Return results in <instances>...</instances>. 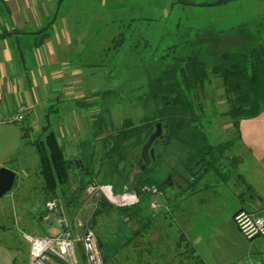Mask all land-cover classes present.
<instances>
[{
    "label": "rangeland",
    "instance_id": "374dc122",
    "mask_svg": "<svg viewBox=\"0 0 264 264\" xmlns=\"http://www.w3.org/2000/svg\"><path fill=\"white\" fill-rule=\"evenodd\" d=\"M187 2L195 4L190 0ZM231 2L234 0L214 10L212 12L214 14L208 21L213 24L212 28L223 29L226 33L225 37L228 39L236 41L235 39H240L242 34H246L248 43L243 46L227 41H222V43L198 42L195 45L193 39L196 36L191 34L193 21H196V18L203 20L209 15L206 14V11L197 12L195 9L189 10L188 8L181 12L176 7L177 11H173L174 19L169 21L172 24L181 22L179 29L177 26L173 27L170 22L168 25L156 24L143 29L140 27L141 24L136 25L137 21L124 19L109 21L101 26V29L105 28V31L99 38L98 52L94 54V50L90 48L87 53H84V99H79L84 103V112H81L84 115V122L68 123L70 127H75L73 132H77V136L69 137L70 141L63 138L58 139L69 160L77 162L78 159L82 161L81 158H83L84 164L94 172L93 180L100 181L102 184L107 182L114 190V182L119 176H123L120 170L126 164L121 156L127 154L129 166L132 167L134 155L138 160L141 153L138 137H132L127 142L126 130L133 127L134 124L139 125L145 121L149 123L157 118L169 120L174 116L176 118L183 117L184 120L189 117L195 119L193 122L197 127L191 130L186 128L189 135L198 130V126L204 127L209 144L205 147L208 150L209 160L215 163L224 161V165H227L225 170L211 165L209 169L205 170L206 172L204 171L203 178L208 184L198 192L195 201L192 194L196 186L185 192L188 205L193 206L199 202V199L202 201L200 202L201 209L187 212L184 221H180L176 215H174L175 218L172 217L165 209H161V212L155 209L153 212L149 207L150 195L142 202L144 215L151 218L152 228L161 231L157 236L160 235L163 240V242L160 241L161 249L160 246L157 247L153 242H149V250L153 256L147 259L151 261L147 264H154L152 263L154 259L161 255L163 256L161 264H178L175 263V260H183L184 264H189L194 260L200 264H204V260L210 261L211 264H239L246 260V257H243V249L232 246V243L238 242V239L242 238L241 235L236 234L239 228L232 217L233 206L237 205L233 200L236 197L233 187L239 190L245 189L248 183L244 178L251 175L252 169H256L257 164L249 153L250 151L244 148L241 137L238 136L232 125L229 126L227 123L230 122L229 117L223 114L227 111V98L222 83L217 78H212V83L206 87L204 93H200L201 111L195 108L196 112L193 113L182 104L180 110L175 109L172 104H164L165 102L172 103L173 92L176 90L171 91L172 85L166 79L159 82L155 76H160L169 65L178 60L183 61L190 55L200 54V58L212 66L220 61L224 52L248 51L258 41L263 43L264 32L260 27L264 24L263 19L258 20L257 30L256 27L248 26L239 29L242 34L231 36L232 32L238 28L237 23L240 18L243 17V13L239 12V9L242 8L241 4ZM206 3L209 2L206 1L199 5ZM228 8L229 10H227ZM257 10H260V7L252 8L251 6L245 11V14L252 16V13ZM112 12L117 13L115 10ZM180 12L182 18L179 19ZM139 13L143 14L141 11ZM119 24L131 25L135 32L134 35L125 37L124 41L121 40V44L117 43V39L113 41L108 39V37L118 36L120 27L114 28L115 31L106 27ZM50 26L43 30H47ZM257 31L259 36L256 35ZM252 37L255 38L252 40ZM238 42L244 43L242 40ZM194 45L195 51L193 50ZM152 72L155 75H152ZM64 102V100H56L53 111L56 112L57 108H66ZM162 110L164 112H161ZM182 110L184 115H178ZM28 123L0 124V173L2 169H11L16 173L14 186L0 197V264H28L29 242L25 236L27 234H57L62 230L55 224L58 221V212L45 208L46 201L59 197L48 196L45 199V195H43L40 159L36 146V143L43 140L52 130H55L59 135V130L57 126H54V123L49 130L50 125L47 122L49 131H45L44 137H41L42 131L29 127ZM24 124H26V128L23 127ZM118 141L122 146H118ZM172 141H177V134L175 138H172ZM80 142H83V145L80 146ZM190 143V153L188 151L183 153L180 150V153L176 155L178 171H183L187 175L189 172L180 161L186 158L185 164L188 165L189 161H196L206 156L205 152L200 153L193 139ZM154 144L155 142L152 147L157 153L165 151L163 145ZM186 147L188 150V145ZM168 148L167 153L176 149L172 145ZM108 155L110 157H107ZM219 156L221 158H218ZM166 158L172 160L173 156L168 153ZM168 159H165V162L161 160L159 164V158L151 167L153 170L147 171L148 175L145 177L149 178V182L157 184L159 200L164 197L160 193L161 189L166 186L167 178L173 174L175 178L177 177V166ZM143 177L144 175L140 174L136 179L139 184L146 182L142 180ZM87 178L89 176H85V179ZM77 179L78 177L72 178V189L76 194H78L76 191ZM220 180L222 182H219ZM225 181L228 184L227 188L224 187ZM166 190L174 198L175 193H172L174 188L169 187ZM85 196L86 189L84 190V199ZM59 200L61 207L58 211L61 210L69 220H74L79 208L70 212L65 199L60 197ZM92 210L93 207H90L84 213L82 212L85 221L90 219ZM175 210H178V207H175ZM147 220L148 218H144L145 222ZM114 225L131 226V223L128 221L126 224L121 225L120 223L119 225L111 217L105 215L99 217L94 230L102 237L100 231L104 229L112 231L111 228ZM135 225L139 224H133V226ZM216 225H222L223 229L220 231L219 226ZM182 235L184 239L180 238ZM242 235L244 236V234ZM115 240L118 243L126 241L119 236H116ZM219 243L222 245L219 246ZM110 252L111 250L108 249V253ZM111 262V258H108V264ZM83 263L85 264V262Z\"/></svg>",
    "mask_w": 264,
    "mask_h": 264
},
{
    "label": "crops",
    "instance_id": "0c3cea01",
    "mask_svg": "<svg viewBox=\"0 0 264 264\" xmlns=\"http://www.w3.org/2000/svg\"><path fill=\"white\" fill-rule=\"evenodd\" d=\"M190 1L195 4H189L187 0H0V102L3 105L2 112L12 114L21 105H32V113L27 116L24 122H29L28 126L31 128L41 130V137H44L45 131L51 129L52 123L59 130V135L56 134L55 130H52L59 139L63 138L70 141V136H77V132H73L75 127H70L68 123L84 122V115L81 114L84 112V103L79 100L84 99V53H87L90 48L94 50V54L98 52L99 38L105 31V28L101 29V26L109 21L120 19L137 21L136 25L141 24L140 27L146 29L145 27L156 24L168 25L171 19H174L173 11H177L176 7L181 12L185 11L186 8L195 9L197 12L202 10L206 11L209 16L203 20L196 18V21H193L191 34L196 36L193 39L195 42L222 43V41H227L241 46L248 42H246V34L240 33L239 29L248 26L256 27L258 20L263 19L262 21H264V0H234L231 3L241 4L242 8L239 9V12L243 13V17L237 23L238 28L232 32L231 36L242 35L240 39L234 41V39L225 37L226 33L223 29L212 28L213 24L208 21L214 14L212 13L214 10L221 8L219 6L229 4V2L217 5H199L206 1L212 3L216 0ZM251 6L252 8L260 7V10L254 11L252 16L245 14V11ZM112 10L117 11V13H113ZM140 11L143 14L139 13ZM181 12L179 19L182 18ZM176 17L178 18L177 15ZM170 24L179 29L181 22L174 24L170 22ZM49 25L51 26L44 31L43 29ZM106 27L112 31H115L114 28L120 27L118 36L108 37L110 41L115 40L121 33L125 37L135 34L131 25L119 24L107 25ZM260 27L264 32V24ZM256 35L259 36L258 31ZM254 38L252 37V40ZM262 38L264 42V35ZM239 40L244 41V43L238 42ZM88 44L89 46H87ZM56 100H64L66 108H57L54 112L53 105ZM47 122L50 125L49 130H44L48 126ZM227 123L229 126L231 125V122ZM23 127L26 128V124ZM240 128L243 146L250 151L249 153L256 161L257 167L252 169L250 176L244 178L251 187L246 185V188L241 190L233 187L234 195H236L233 200L237 203L236 206H233V218L235 213L243 208L264 214V112L258 117L243 120ZM183 140L180 133L176 141V153H180V150L183 153L187 151ZM79 145H83V142H80ZM161 154L159 164L161 160L168 159L166 158V149ZM172 156V160H168H171L174 165L176 164L178 171V158L173 153ZM207 157L209 158L208 154ZM81 159L83 161V158ZM136 160L134 155L133 164ZM82 163L84 164V161ZM200 165L193 169L185 167L189 172L188 175L183 171H178L176 178L174 174L169 177V180L167 178L165 187L174 188L172 193H175V196L172 198V194H169L163 187L161 194L164 197L159 200L158 196L159 206L156 208L158 212L165 209L172 217L175 218L174 215H176L182 221L187 212L201 209L200 202L202 199L190 206L187 204L185 194L186 191L196 186L192 194L195 201L198 192L201 191L202 187L207 186L208 182L203 178L206 171L199 173ZM214 166L225 170L227 165H224V161H218ZM76 173L79 172L76 171ZM197 175L202 176H199V179L196 177ZM239 176L241 178V175ZM227 185V182L224 183L225 188ZM150 196L152 200V195L150 194ZM92 206L84 208L83 213ZM175 207H178V210H175ZM150 209L155 212V209L151 207ZM129 223L131 226L114 225L111 228L112 231L101 230L102 237L97 234L105 259L104 264H108V258H111V264H147L151 262L147 260L153 256L149 250V242H153L157 247L160 246V241L163 242V240L160 235L159 237L157 235L161 231L142 225L143 222L139 219H131ZM55 224L63 229L58 221ZM118 224L120 225V223ZM133 224L139 225L133 226ZM216 226H219L220 231L223 229L222 225ZM146 229L147 231H145ZM233 233L235 234V231ZM236 234L241 235L242 238L241 240L238 239V242L232 243V246L242 248L243 257H246V260L239 264L256 262L264 264V239L261 237L249 239L245 235L244 237L240 229L236 231ZM116 236L126 239V241L118 243L115 240ZM221 245L219 243V246ZM108 249L111 250L110 253H108ZM162 259V255L158 256L152 263L161 264ZM175 263L184 264L183 260H175ZM189 264H200V262L194 260L190 261ZM204 264H211V262L204 260Z\"/></svg>",
    "mask_w": 264,
    "mask_h": 264
},
{
    "label": "trees",
    "instance_id": "16d2710c",
    "mask_svg": "<svg viewBox=\"0 0 264 264\" xmlns=\"http://www.w3.org/2000/svg\"><path fill=\"white\" fill-rule=\"evenodd\" d=\"M230 1L233 0H216L212 3H206L205 5H217ZM115 39H117V43L121 44L125 39V35L121 33V35ZM258 42L248 51L224 52L221 55L220 61L212 66L202 60L200 54H195L187 56L183 61L178 60L169 65L166 71L162 72L160 76L152 72V75L156 76V80L161 82L166 79L172 85L171 91L176 90V92H173L174 97L172 103L165 102L164 104H172L175 109L179 110L182 104L193 113L196 112V110L194 111L195 108L201 111L200 93H204L206 87L212 83V78H217L221 81L227 98V111L223 114L229 117L232 128L238 133V136L241 137V122L246 119L258 117L264 112V42ZM196 44L197 42H195V45ZM195 45L193 47L194 51ZM161 112H164V110ZM178 115H184L183 110ZM193 121H195V119L191 117L187 118V120H184L183 117L176 118V116L169 120L157 118L149 121V123L145 121L139 125L134 124L133 127L126 130L127 142L131 140L132 137H138L137 141L140 144L141 153L135 164H133L134 161L131 163L132 167L129 166L130 162L127 154L126 156H121L123 162H126L121 170L118 169L123 173V176L118 177L113 187L114 191L117 193L130 190L136 191L140 196V201L135 205L121 207L110 202L104 196L100 197L97 204L92 206L93 210L89 219V224L94 229L99 221V217L101 218L105 215L111 217L113 221L116 220L118 223H121V225L126 224L131 219H139L143 222L142 225L151 227L152 220L148 215H144V209L141 206L142 202L146 200V198H148L147 196L150 194L142 192L141 188L146 184L157 185L149 182V178L145 177L148 175L147 171L153 170L151 167L157 162L159 157L161 158L162 152L157 153L155 151V159L152 160L151 163L146 164L142 159V148L151 134L156 130L158 122H162L163 133L156 139L154 145H163L166 150L169 149L168 147L170 145L176 148L177 142H173L172 138H175L176 134L178 138L181 133L184 139V145H188L189 147L187 150L188 153L191 152L190 141L193 139L200 153L205 152L204 154H206V156L196 161H189L188 165L185 164V160L187 159L183 158L180 163L182 162L188 169H193L201 163L199 173L209 169L211 165H215V162L209 160L207 157L208 150H206L205 147L209 146V144L205 128L198 126V130L192 132L190 135L188 130H186V128L191 130L197 127ZM47 129L48 126L44 128V130ZM138 143L136 144L137 147ZM36 146L40 159V174L43 182V195H45V199L48 198V196L59 197L56 199H60V197L65 199L67 202V209L70 212L76 208H81L85 202L84 190L87 184L95 178V176H93L94 172L80 160L77 162L69 160L65 155L64 147L53 131L49 132L43 140H39ZM118 146H122L119 141ZM112 153L115 152L112 151ZM168 153L175 154V157L179 154L176 153V150H172ZM107 157L110 156L108 155ZM76 171L79 173L77 174ZM140 174L144 175L142 180L146 181L141 184L136 180ZM85 176H89V178L85 179ZM199 176L200 175H197L196 177L199 178ZM76 177H78V185L76 186L78 194L74 193L72 189V178ZM99 183L101 182L99 181ZM103 184H107V182ZM46 210L48 209L46 208ZM144 218H148L147 222L144 221ZM145 231H147V229ZM182 236L180 237L181 239H183ZM82 260L85 262L84 255H82Z\"/></svg>",
    "mask_w": 264,
    "mask_h": 264
},
{
    "label": "built area",
    "instance_id": "2783aa9c",
    "mask_svg": "<svg viewBox=\"0 0 264 264\" xmlns=\"http://www.w3.org/2000/svg\"><path fill=\"white\" fill-rule=\"evenodd\" d=\"M32 110V105L25 104L12 114H4L3 105L0 102V124L9 122L22 124ZM141 190L152 195L150 207L156 209L159 206L158 187L146 184ZM102 196L121 207L139 202V194L134 190L117 193L109 184L92 181L86 188L84 205L76 212L74 220H69L61 210L58 211L61 207L60 200L49 199L46 202V208L49 211L58 212V222L63 229L58 234H27L25 237L29 242L28 264H83L82 255H84L86 264H104L105 259L98 235L89 224V219L85 221L82 217L83 208L96 205ZM234 219L247 238L261 237L264 239V214L243 208L235 213Z\"/></svg>",
    "mask_w": 264,
    "mask_h": 264
},
{
    "label": "water",
    "instance_id": "95a60500",
    "mask_svg": "<svg viewBox=\"0 0 264 264\" xmlns=\"http://www.w3.org/2000/svg\"><path fill=\"white\" fill-rule=\"evenodd\" d=\"M163 133L162 122L157 123L156 130L151 134L142 148V159L146 164L155 159V149L152 147L156 139ZM16 181V173L11 169H2L0 173V197L9 192Z\"/></svg>",
    "mask_w": 264,
    "mask_h": 264
}]
</instances>
